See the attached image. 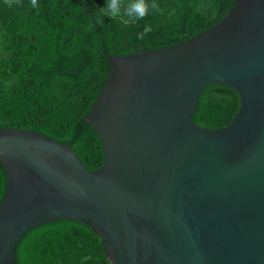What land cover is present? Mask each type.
Instances as JSON below:
<instances>
[{"label":"water","instance_id":"water-1","mask_svg":"<svg viewBox=\"0 0 264 264\" xmlns=\"http://www.w3.org/2000/svg\"><path fill=\"white\" fill-rule=\"evenodd\" d=\"M109 58L83 120L102 140L101 167L0 126V264L16 263L28 230L62 219L98 234L111 264H264V0H236L187 41ZM210 84L240 97L224 127L193 120Z\"/></svg>","mask_w":264,"mask_h":264},{"label":"trees","instance_id":"trees-1","mask_svg":"<svg viewBox=\"0 0 264 264\" xmlns=\"http://www.w3.org/2000/svg\"><path fill=\"white\" fill-rule=\"evenodd\" d=\"M107 0H0V126L31 129L69 143L89 169L104 161L100 136L88 115L112 69L110 55L124 56L187 41L220 22L236 0H156L163 9L125 25L100 15ZM174 10V14L173 13ZM150 24L153 31L138 36ZM240 106L231 87L203 88L193 120L228 125ZM84 125V126H83ZM8 177L0 162V204ZM15 264H111L101 237L72 219L51 221L20 239Z\"/></svg>","mask_w":264,"mask_h":264},{"label":"clouds","instance_id":"clouds-1","mask_svg":"<svg viewBox=\"0 0 264 264\" xmlns=\"http://www.w3.org/2000/svg\"><path fill=\"white\" fill-rule=\"evenodd\" d=\"M8 7L22 6V0H4ZM33 8L38 7V0H31ZM150 12H160L164 14L163 9L156 0H107L105 7L100 8V15L112 19H118L123 24L128 25L139 20H144ZM174 14V10L173 13ZM153 31L150 24H146L144 31L139 34V39H144Z\"/></svg>","mask_w":264,"mask_h":264}]
</instances>
